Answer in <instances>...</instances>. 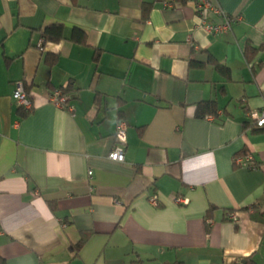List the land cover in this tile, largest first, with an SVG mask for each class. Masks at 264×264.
<instances>
[{
	"label": "crops",
	"instance_id": "crops-1",
	"mask_svg": "<svg viewBox=\"0 0 264 264\" xmlns=\"http://www.w3.org/2000/svg\"><path fill=\"white\" fill-rule=\"evenodd\" d=\"M213 1L241 16L230 31L207 32L195 0H0L4 264H264V130L245 127L264 103V0ZM52 24L66 38L44 41ZM249 153L256 168L235 166Z\"/></svg>",
	"mask_w": 264,
	"mask_h": 264
},
{
	"label": "built area",
	"instance_id": "built-area-1",
	"mask_svg": "<svg viewBox=\"0 0 264 264\" xmlns=\"http://www.w3.org/2000/svg\"><path fill=\"white\" fill-rule=\"evenodd\" d=\"M165 6H174V0H163ZM195 8L198 16L201 19L202 27L211 34H223L232 29V26L237 23L240 19V15H228L221 8L220 4L213 0H195ZM211 15L222 16L223 21L221 23L213 22L211 20ZM13 97L17 102L18 106L21 107L25 112L31 111L34 108V102L32 98L26 92L24 81H18L16 83V89L14 91ZM50 101L54 102L59 107H64L67 96H65L61 89L57 88L50 92ZM248 117L251 122L258 127H264V103L263 106L258 110H252L248 113ZM208 118L214 119L213 115H208ZM127 123L120 120L116 127L115 132V144L112 151L109 154L110 159L114 161H125V144L127 142ZM251 154H247L244 157H238L236 159V164L245 166L248 168H256L255 163L252 161ZM92 171H89V175H92ZM153 204L157 205V199L155 197L151 198ZM179 203L187 202L186 198H178ZM230 219L234 222L238 221L236 214H230ZM208 225L212 224L211 218H206Z\"/></svg>",
	"mask_w": 264,
	"mask_h": 264
},
{
	"label": "trees",
	"instance_id": "trees-1",
	"mask_svg": "<svg viewBox=\"0 0 264 264\" xmlns=\"http://www.w3.org/2000/svg\"><path fill=\"white\" fill-rule=\"evenodd\" d=\"M156 1H163V0H156ZM184 1L185 0H174V5H177L178 3H181V2H184ZM152 4H153L152 2L145 3V5H144V11L147 12L150 9V7L152 6ZM42 38L44 39V41H55V42L61 41L62 39L66 38L65 37L64 26L61 25V24L48 25L42 31ZM72 39L75 42H77V43H84V42H86V35H85L84 32H82L80 30H76L72 34ZM259 49L260 48L248 46V48L245 51V54H246L247 59L249 60L251 58V56L253 54H255ZM47 58H48V61L50 63H54V61L56 59L55 57H49V56H47ZM211 62H213V61H211ZM216 64L218 65V68H220L221 71H223V72H227L228 71V68L224 67L223 65L218 64V63H216ZM25 88H26V92L29 95V97L32 98L31 97V93H30V89H29V87L27 86L26 83H25ZM54 89L55 88H53L52 90H54ZM59 89H61L62 92H63V94L65 96H67V92H68L69 88L59 87ZM65 105H66V103H65ZM18 108H19V111L21 112V114L23 116L28 115L33 110L32 109L31 111L25 112L21 107H18ZM197 113H198V116L199 117H205V116H208V115H213L214 116V114L217 113V110H215V107L213 105V102H206V103H204V105L202 106V108L201 107L200 108L198 107V112ZM245 127L246 128L251 127L252 130H254V131H256V130H264V127H258V126H256L255 124H253L251 122V120L245 123ZM234 164L237 167L241 166V165L236 164V163H234ZM255 165L257 166L256 163H255ZM213 208L214 207H211L210 208L211 209L210 210V213H211V211H213ZM0 264H4V260L3 259H0ZM173 264H181V263L177 262V263H173ZM239 264H241V263H239Z\"/></svg>",
	"mask_w": 264,
	"mask_h": 264
}]
</instances>
